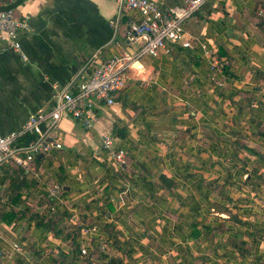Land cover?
Instances as JSON below:
<instances>
[{"label": "crops", "instance_id": "0c3cea01", "mask_svg": "<svg viewBox=\"0 0 264 264\" xmlns=\"http://www.w3.org/2000/svg\"><path fill=\"white\" fill-rule=\"evenodd\" d=\"M11 9L27 21L17 34L26 59L0 37L1 135L50 109L73 78L144 41L126 38L127 14L113 26L114 0H24ZM185 31L191 46L175 43L130 65L117 103L97 104L92 127L63 116L51 137L61 147L16 164L28 181L20 189L27 206L47 216L50 201L67 214L56 236L33 212L0 219V264H55L61 255L68 264H254L264 254V159L256 155H264V0H206ZM107 135L124 153L120 167L103 146ZM55 184L59 199L48 192ZM76 223L84 225L79 255L65 234ZM219 223L229 232L209 229ZM231 229L248 240L249 256L227 241Z\"/></svg>", "mask_w": 264, "mask_h": 264}, {"label": "built area", "instance_id": "2783aa9c", "mask_svg": "<svg viewBox=\"0 0 264 264\" xmlns=\"http://www.w3.org/2000/svg\"><path fill=\"white\" fill-rule=\"evenodd\" d=\"M178 5L165 6V0H114L117 5L116 18L111 21L113 26L124 14L129 17L124 29L129 40L142 38L144 41L134 54L122 52L106 58L91 69L88 76L73 78L65 89L57 95L54 104L48 110H38L28 116L27 120L17 129L0 134V175L2 168L13 161L21 167L29 166L40 153L52 147L60 148L61 144L51 140L58 122L63 116H70L82 121L86 128L93 125L94 107L104 102L115 105V96L124 89L127 81V70L143 55L157 56L162 51L168 52L175 43L184 47L191 46L186 37L185 21L189 19L206 0H177ZM131 11L136 13L132 16ZM27 28L25 18H17L11 8L0 7V37L10 40L13 49L18 51L22 59L26 55L21 51L17 39L20 30ZM200 47L206 49L205 43ZM212 66L217 67L213 61ZM26 136L33 139L27 143L20 141ZM103 146L113 157L116 167L124 162L122 150L115 151L113 140L104 136ZM49 195L59 199L61 186L55 184L48 189ZM13 249L21 251L22 247L14 243ZM86 248L81 254H86Z\"/></svg>", "mask_w": 264, "mask_h": 264}, {"label": "trees", "instance_id": "16d2710c", "mask_svg": "<svg viewBox=\"0 0 264 264\" xmlns=\"http://www.w3.org/2000/svg\"><path fill=\"white\" fill-rule=\"evenodd\" d=\"M24 0H17L15 3L9 4L6 6V8H15L18 4H21ZM14 12V10H13ZM80 77V75H79ZM32 136H26L22 138L20 141L22 143H27L29 140H32ZM252 153L254 151L250 150ZM257 156L262 157L264 159V155H261L260 153H256ZM22 169L21 167L17 166L13 161H10L7 163L1 170L0 175V185L2 186L5 183V186H2V189L0 190V193L2 194L1 198L5 197V201H0V219L6 223L10 224L12 222L16 223L18 221H21L24 217H27V215L31 212H33L31 215L36 218H39L37 221V226H41L47 230H51L53 234L59 235L61 233V230H56V223L61 218L60 216L66 215V212L57 213V207L51 208L52 202L49 201L47 206L45 207L46 212H51V215H37L36 210L34 211L33 206H27L26 203L21 200V194L20 189L24 185H28V181H26L25 177L22 175ZM19 206L22 204V208L14 209L11 207V205ZM10 206V207H8ZM220 210L225 212H230L227 207L223 205H219L218 207ZM53 209V210H52ZM57 211V212H56ZM231 220H233L236 223L240 224H246L245 221L240 219L236 214L231 213V216H229ZM224 223H219L217 226L210 230L224 232H229L228 228L224 230ZM84 225H80L78 223L74 225H69L66 227V236L69 239V241L72 244L73 252H76V255L80 254V244H79V237L82 235V228ZM111 224H107V228H111ZM231 233L227 237V241L232 244L236 250L238 251V257H246L247 255H250V248L246 245L248 243V240L243 239V234L236 231L234 232L232 229L230 230ZM109 234H114L113 230L109 231ZM233 232V233H232ZM257 234V231L254 230L253 232H246L245 235L249 239H253L255 235ZM115 237V235H113ZM92 256H95L97 258H101V256L105 257L106 255L102 254V252L99 249H94L91 253ZM64 256L61 255L59 258L55 259V264H68L64 261ZM253 261L254 264H264V254L263 255H253ZM87 263L89 261H86ZM108 262L112 263H118L116 259H111Z\"/></svg>", "mask_w": 264, "mask_h": 264}]
</instances>
